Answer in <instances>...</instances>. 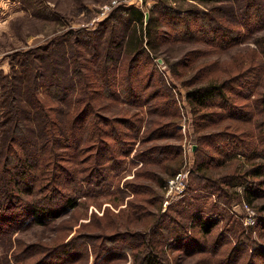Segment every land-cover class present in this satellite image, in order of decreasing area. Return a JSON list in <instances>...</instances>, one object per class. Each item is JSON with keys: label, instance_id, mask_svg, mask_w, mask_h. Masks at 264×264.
I'll return each mask as SVG.
<instances>
[{"label": "rangeland", "instance_id": "1", "mask_svg": "<svg viewBox=\"0 0 264 264\" xmlns=\"http://www.w3.org/2000/svg\"><path fill=\"white\" fill-rule=\"evenodd\" d=\"M129 7L143 11V24L151 16L160 30L158 37L153 35L156 50L145 51L131 70L132 52L108 40L122 34L129 40L140 28L135 21L124 25L133 17L125 10ZM187 25L194 32L182 33ZM217 28L221 31L214 32ZM110 47L114 53L120 50L113 62L117 98L104 93L102 69ZM54 79L73 87L72 102L82 91L98 89L90 95L93 121L87 120L89 128L108 130L103 138L110 149L103 160L99 141L87 147L84 164L68 159L61 130L48 125L55 105L71 108L60 100ZM210 82L224 83L227 106L244 114L198 128L187 91ZM262 95L264 0H0V213L21 210L23 201L10 194L47 201L44 194L50 192L53 205L63 203V194L75 198L73 207L44 223L31 215L18 217L11 226L0 220V264L43 258L58 264H139L147 254H156L163 264H264V222L259 220L264 216V174L254 176L251 170L257 164L264 170V150L253 151L254 144L264 149V140L258 139L264 124ZM11 102L29 116L10 146L5 138L13 133ZM246 118L250 122L239 120ZM115 133L118 137L111 139ZM122 142L127 151H121ZM32 143L33 163L25 150ZM109 154L117 161L105 163ZM54 157L64 170L52 174L41 160ZM210 157L206 169L196 168L199 159ZM99 162L106 164L101 175L87 174L85 166L99 168ZM175 162L178 169L170 173ZM180 171H187L184 187L167 194V180ZM33 172L38 173L35 191L50 178L35 195L24 185ZM67 172L76 181L70 182ZM252 183L262 191L251 204L245 187ZM207 220L214 225L204 233L200 225Z\"/></svg>", "mask_w": 264, "mask_h": 264}, {"label": "trees", "instance_id": "2", "mask_svg": "<svg viewBox=\"0 0 264 264\" xmlns=\"http://www.w3.org/2000/svg\"><path fill=\"white\" fill-rule=\"evenodd\" d=\"M196 1H201V2H207V1H224V0H196ZM168 9H170V11H174L171 7H167ZM126 11L132 12V18L131 20H124V25L128 26L131 22L135 21L137 22L138 25H140V28H138L137 32H132V38L131 39H127L123 37L122 35H119V39L118 40H114V38H112V36H110L108 38L109 41H111V43L113 44L114 48H120L122 46L125 45V47L129 50V53L132 52L131 57L129 58V67L128 69H133V61L138 60L139 56L144 54L145 51L151 53L153 51L156 50L158 44L157 42H154L153 40V35H155V37H158L157 35L160 33L158 30V26L155 25V21L151 18V16L148 18V20H146L145 24H143L144 22V14L143 11L140 10L139 8L136 7H129L127 9H125ZM134 19V20H132ZM171 22H175V25H178L177 20H171ZM154 25V26H152ZM188 26V25H187ZM125 28V27H124ZM182 33L184 31H193L194 29H189V26L187 28H183L181 29ZM217 31H221L220 28H217L214 30V32ZM128 37V36H127ZM161 37L163 38L162 34ZM113 47H110L109 50L105 51V55H104V68L102 69L104 71L103 75L105 77L106 80V85L108 88L107 92H104L107 95H110L111 97L117 98V94L115 91V65L113 62H116L119 58V52L120 50L118 49V51H116V53H114L112 51ZM125 48V49H126ZM133 50L131 51L130 50ZM147 52V54H148ZM139 61V60H138ZM60 70V68H59ZM200 70V67L197 69V71ZM130 73V72H129ZM138 75V72L135 71L134 75ZM132 76V77H133ZM32 80L35 79L36 74H31ZM47 77V76H45ZM56 78H58L60 80L59 76H56ZM79 78V77H78ZM18 80H22L21 77H17ZM58 79H54L56 80L55 82H51L54 83L55 85V90H58V92L60 93V100H62L63 102H66L71 108H67L65 111H63L62 107H58L59 105H55L53 107V109L55 110V117L51 116V119H49V123L48 125H52L53 128H59L61 130V134L63 135V142L65 144V146L63 147V150H65V152L70 153V155L68 156V159L70 160L71 163H74L75 161H77V163H80V161L84 164L88 158V152H87V147L91 146V145H98V141L103 145L99 146L100 149V153H99V158L101 160L104 159L105 155L108 156L107 154H105L106 151H109L110 146L108 144H106V140L103 138V133H107L108 130H104L102 129H93L92 127L89 128V121H93V116H92V111H93V104H91V100H93V97L90 96L93 94V92H97L98 93V89H94L93 92H88V89L82 91V95L79 97L75 98L73 97V102H72V97L68 96L69 95V91L71 93V91L73 90L72 86H69V84H65V83H61L59 82ZM137 79V78H135ZM17 81H14V83H19ZM92 83H95V80L91 81ZM43 86H46L45 81L42 82ZM86 85V84H85ZM80 93L81 90H83L81 87L79 88ZM20 89H15V92H20ZM78 91V92H79ZM133 93V89L130 90ZM80 95V94H79ZM109 96V97H110ZM68 99V100H67ZM187 99L189 101V104L191 105V108L193 110V113L195 114V118L198 120V122L200 124H198V128H203V127H209L212 125H218L219 123L228 120L230 117H238L241 118L242 116H237V115H242L244 114L243 110H239L236 109L235 107L232 106H227V100H228V96H227V90H226V86L224 83L220 82H210L204 85H200V86H195L191 89H189L187 91ZM262 100V107L264 108V95L260 96V98ZM70 100V101H69ZM10 106V105H9ZM214 106H218L221 107L220 109H223L221 111H214V110H207L210 109V107H214ZM10 109V108H8ZM23 109V108H22ZM206 109V110H204ZM230 109H232V111H230ZM11 111L10 113L12 114L13 118L11 117L13 124L11 126L13 133H10V135H8L5 140L8 138L9 145L11 146L14 142V139H16L15 137L22 135V134H18V133H23V130L25 129V121L27 119V117L29 116L28 112H25L23 110V112L21 111H16V107H14L12 105L11 102V109L9 110ZM57 113V114H56ZM233 115V116H230ZM235 115V116H234ZM22 116V118H21ZM64 119H60L62 117H65ZM87 118H89L90 120L88 121ZM97 118H104L103 115L97 114ZM237 118V119H238ZM20 119L22 121V123H20ZM250 118H246V119H239V120H244L246 122H250L249 121ZM116 121L118 122H123L121 119H116ZM264 120V119H263ZM262 120V121H263ZM48 121V118H47ZM64 121V122H63ZM44 124L46 123L45 118L43 120ZM126 121L124 120V123ZM19 123V124H18ZM43 124V125H44ZM126 124V123H125ZM10 125V124H9ZM239 126L235 129H238ZM261 130H258L260 132V137H258L259 140L263 139L264 140V124L260 125ZM241 132L243 130H245L244 128H240ZM198 130V129H197ZM54 132H56V129H54ZM108 135V134H106ZM110 135V134H109ZM118 133H115L113 136H111V139L117 138ZM15 136V137H14ZM47 142H50V136H47ZM257 137V135H256ZM52 140V139H51ZM37 142V141H36ZM252 142V141H251ZM5 143V142H4ZM34 143H32L31 145H29V149H25L28 155H30V162L33 163V160L36 156L35 152H36V145L33 146ZM42 145H46L45 142L42 140ZM124 142H122V146H123ZM258 146H256L254 144L253 148H254V152L257 150L258 152L261 150H264L263 148H257ZM264 147V144L261 146ZM5 148H7V146L5 145ZM24 148V147H23ZM124 150L123 151H127V146L126 144L123 146ZM86 153V154H85ZM126 153V152H124ZM143 157L145 158L146 155L144 151H142ZM80 157L79 159H76ZM46 159V158H45ZM41 160V165L44 166L47 170L48 167H51L52 170V174H55L58 170H64V166L63 164H61L59 161L55 160L51 158L49 159L47 162L44 163V160ZM147 159V158H146ZM113 160L114 162H116V157H112L109 154V158H107L105 161V163H108L109 161ZM212 158L210 157L209 160H204V159H199L197 161L196 168L201 170V169H206ZM98 161V160H96ZM222 162V161H219ZM218 162V163H219ZM104 162H99L98 165L96 167L99 168H95L94 166H90V168H87V166H85L86 169H88L87 174H91L93 175L96 171L102 172L101 167L105 166ZM112 165V163L110 164V166ZM170 165V164H169ZM24 167H28V165L24 166ZM45 168L43 169V172L46 171ZM170 168V173L175 172L176 169H178V165L177 163H171V166H169ZM100 170V171H99ZM252 170V175L254 176H259L264 174V170H263V165L261 164H257L254 168L251 169ZM152 172V171H150ZM155 173V172H152ZM169 173V174H170ZM26 176V175H24ZM37 176L38 173L37 172H33V174H29L26 177L29 178H25L27 179L24 182L25 185V189L26 192L28 193H33L35 195V192L38 191V193H42V190L40 189H44L46 188V186L49 184V179H47V181H44L40 184V186L38 187L39 190L35 191V189L37 188V183L35 184L34 180H37ZM83 177V176H81ZM70 182L72 181H76L74 179V174H71L69 172H67V177H66ZM235 178V177H233ZM34 179V180H33ZM162 178L160 177V180L158 182V185H162ZM77 183V182H76ZM74 183H68V185H71ZM41 191V192H39ZM261 188L259 185H257V183H252L249 184L245 187V197L246 200L252 204L254 198L261 192ZM57 192L62 196L61 192L59 190H57ZM36 193V194H38ZM45 197L47 198V201L43 200L44 196H39L37 195L36 197H33L31 200H22V197L19 196V194H10L9 197H11V199H16L18 201H23V206L21 208V210L17 213H0V220L3 221L4 224L11 226L14 223H17L15 221H17L18 217L21 216H28L31 215L32 218H34L35 220H37L38 222H45L46 217H58L61 213V211H63L67 206L69 207H73L75 205V198L71 195L68 194H63V203L59 204V205H53L52 203H50L51 199H52V195L50 194V192L48 194H44ZM43 197V198H42ZM17 201V202H18ZM260 221L264 222V216L260 215ZM213 221L212 220H207L204 221L203 224H201V229L204 233H208L211 231L212 227H213ZM66 244L64 243L63 245L60 244V246H65ZM264 251V250H262ZM262 251H259L260 253ZM66 252V251H65ZM32 264H58L57 262H54L52 260H47V259H39L37 261H35ZM139 264H163L162 260L160 258H158V256L156 254H147L146 256L143 257L142 261Z\"/></svg>", "mask_w": 264, "mask_h": 264}, {"label": "built area", "instance_id": "3", "mask_svg": "<svg viewBox=\"0 0 264 264\" xmlns=\"http://www.w3.org/2000/svg\"><path fill=\"white\" fill-rule=\"evenodd\" d=\"M187 171H180L169 178L166 182L167 194H175L182 190L184 187L183 180Z\"/></svg>", "mask_w": 264, "mask_h": 264}, {"label": "water", "instance_id": "4", "mask_svg": "<svg viewBox=\"0 0 264 264\" xmlns=\"http://www.w3.org/2000/svg\"><path fill=\"white\" fill-rule=\"evenodd\" d=\"M158 61H161V59L159 58Z\"/></svg>", "mask_w": 264, "mask_h": 264}]
</instances>
